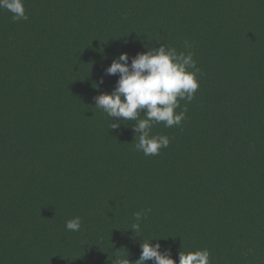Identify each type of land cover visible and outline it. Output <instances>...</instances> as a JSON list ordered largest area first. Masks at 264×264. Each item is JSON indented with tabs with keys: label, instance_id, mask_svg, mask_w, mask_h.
<instances>
[{
	"label": "trees",
	"instance_id": "1",
	"mask_svg": "<svg viewBox=\"0 0 264 264\" xmlns=\"http://www.w3.org/2000/svg\"><path fill=\"white\" fill-rule=\"evenodd\" d=\"M25 10L20 21L0 10V264H135L152 238L177 264L200 249L211 264H264V0ZM162 44L194 53L199 88L180 102L181 126L153 127L169 146L145 156L135 122L110 128L94 98L115 88L106 69L121 53L130 64ZM77 216L81 230L67 231Z\"/></svg>",
	"mask_w": 264,
	"mask_h": 264
},
{
	"label": "clouds",
	"instance_id": "2",
	"mask_svg": "<svg viewBox=\"0 0 264 264\" xmlns=\"http://www.w3.org/2000/svg\"><path fill=\"white\" fill-rule=\"evenodd\" d=\"M0 10L10 12L13 21L28 19L25 0H0ZM184 47L191 49L193 45L186 40ZM193 57L192 51H178L167 44L148 47L147 51L132 57L130 64L129 55L121 53L106 69L108 75H119L117 84L110 94L102 93L94 98L95 108L106 114L112 129H118L122 121L135 122L132 125L136 134L135 150L145 156L159 155L161 149L169 146L170 138L152 134L153 127L157 124L166 128L181 126L187 108H181L180 102L190 103L199 88L200 69ZM142 112L144 115H141ZM113 120L116 122L113 123ZM150 211L142 209L133 214L135 222L130 229L135 234L141 231V222ZM81 228L79 216L65 223V229L70 232H78ZM153 239L156 238L143 240L140 245L142 251L135 264H147L150 260L152 264H177L170 250L162 252L158 239L152 244ZM118 264H130V261L126 257ZM179 264H211L210 252L207 249L181 251Z\"/></svg>",
	"mask_w": 264,
	"mask_h": 264
}]
</instances>
